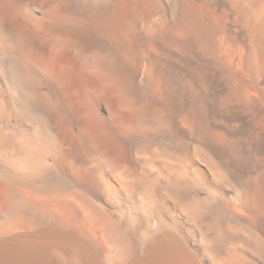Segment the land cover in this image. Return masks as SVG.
I'll return each mask as SVG.
<instances>
[{
    "label": "bare ground",
    "instance_id": "obj_1",
    "mask_svg": "<svg viewBox=\"0 0 264 264\" xmlns=\"http://www.w3.org/2000/svg\"><path fill=\"white\" fill-rule=\"evenodd\" d=\"M0 264H264V0H0Z\"/></svg>",
    "mask_w": 264,
    "mask_h": 264
}]
</instances>
